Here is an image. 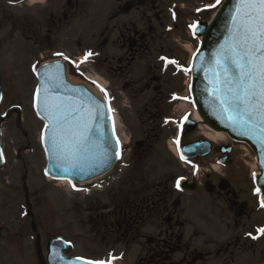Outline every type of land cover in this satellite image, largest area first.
Instances as JSON below:
<instances>
[{
	"label": "flooded vegetation",
	"instance_id": "obj_1",
	"mask_svg": "<svg viewBox=\"0 0 264 264\" xmlns=\"http://www.w3.org/2000/svg\"><path fill=\"white\" fill-rule=\"evenodd\" d=\"M23 3L38 7L24 19L38 53L68 57L73 75L107 92L120 160L107 178L104 212L91 222L107 254L122 246L117 255L123 262L132 252L133 264H264V235L257 233L264 209L251 172L237 164L238 146L209 140L193 117L192 55L223 0L214 8L206 6L215 0ZM194 23L201 27L195 37ZM204 140L211 151L187 159L184 146ZM153 156L169 161L159 175L157 163L149 171ZM192 167L209 171L191 179Z\"/></svg>",
	"mask_w": 264,
	"mask_h": 264
},
{
	"label": "rangeland",
	"instance_id": "obj_2",
	"mask_svg": "<svg viewBox=\"0 0 264 264\" xmlns=\"http://www.w3.org/2000/svg\"><path fill=\"white\" fill-rule=\"evenodd\" d=\"M20 2L0 0L3 92L0 120L9 114V120L2 126V150L6 162L0 170V264H39L35 248L37 235L44 258L47 241L60 236L72 243L66 255L99 261L108 257V252L100 244L101 235H93L91 222L104 212L102 206L107 203L106 191L84 198L83 194H71L64 186L56 187L45 177L41 146L44 122L33 109L37 85L35 72L41 59L33 47L34 41L28 39L30 33L24 21L25 14L38 7L24 6ZM43 56L45 60L50 59L48 51ZM17 118H20L21 129L15 124ZM239 146L243 149L234 153L237 164L240 168L245 167L247 176L252 171L257 173L254 155L245 145ZM152 159L149 171L157 163V156ZM168 162V159H159L155 165L157 175ZM122 249V246L111 247V255L115 256ZM133 258L130 252L127 259L119 264H133Z\"/></svg>",
	"mask_w": 264,
	"mask_h": 264
},
{
	"label": "snow or ice",
	"instance_id": "obj_3",
	"mask_svg": "<svg viewBox=\"0 0 264 264\" xmlns=\"http://www.w3.org/2000/svg\"><path fill=\"white\" fill-rule=\"evenodd\" d=\"M220 4L221 0H215V4L206 7L214 8ZM175 16L174 12V19ZM230 21L229 37L212 54L209 63V69L212 71V95L214 100L218 101L220 113L227 120L248 132L256 133L264 141V0H238L231 12ZM189 27L193 30L194 37L201 31L198 23ZM56 55L63 56V53ZM92 55L90 51L85 53L82 63ZM64 59L67 60L68 57L65 56ZM161 59H165L166 63H177L164 57ZM58 88L59 83L53 78L43 89V111L46 113L45 119L51 121L50 151L70 165L77 161L87 162L97 156L106 160L107 149L95 152L97 145L91 140V136L95 134L91 122L102 117L105 105L101 103L88 107L83 102L79 106L70 105L58 96L49 95L50 90ZM40 92L41 89L38 88L37 100ZM104 95L107 98L106 91ZM108 111L112 109L109 107ZM2 158L3 151L0 150V160ZM181 158L183 159V156ZM253 176L255 177V173ZM182 179L183 177L177 179V188H180ZM260 191L259 187L255 189L258 195ZM260 206L264 207V198L261 199ZM257 233L264 235V227L257 228ZM256 238L258 237H253ZM86 264L104 262L87 261Z\"/></svg>",
	"mask_w": 264,
	"mask_h": 264
},
{
	"label": "water",
	"instance_id": "obj_4",
	"mask_svg": "<svg viewBox=\"0 0 264 264\" xmlns=\"http://www.w3.org/2000/svg\"><path fill=\"white\" fill-rule=\"evenodd\" d=\"M237 3L238 0H228L213 25L205 33V39L200 49L199 58L194 71L193 95L199 112L208 126L216 131L226 132L231 138L243 141L253 149L261 172L258 183L264 194V141H262L256 133L248 132L237 125H233L220 113L218 101H215L212 95L213 85L210 83L212 71L209 69V63L212 54L229 37V29L231 28L230 15ZM53 78L59 83V88L50 90L49 95L58 96L67 101L70 105L74 104L79 106L82 102L88 107H94L96 104L101 103L105 105L102 109V117L91 122V126L95 130V134L91 136V140L97 145L95 152L99 153L103 149H107L108 158L106 160L97 156L94 159H89L87 162L77 161L74 165H70L64 159L58 158L56 154L50 151L51 145L49 143V137L52 134L51 121L45 119L46 113L43 111L42 102L44 99L43 89L51 83ZM38 79V88L41 89V92L39 100H37V96H35L34 108L38 116L45 121L46 126H48L44 131L42 140L46 154L47 174L54 179L67 180L71 183H81L97 178L110 171L118 159L119 147L114 136L108 105L103 97L92 87L71 79L67 74L66 67L59 62H51L40 67L38 70ZM0 97H2L1 81ZM1 102L2 99H0V105ZM3 122L4 121H1L0 123V150L1 125ZM196 146L198 145H191V150ZM2 166L3 158L0 160V169ZM37 248L40 264H45L40 254L39 239H37ZM68 249L69 246L64 244L62 239H50L48 242V264H86V262L81 260L65 258L62 251Z\"/></svg>",
	"mask_w": 264,
	"mask_h": 264
},
{
	"label": "bare ground",
	"instance_id": "obj_5",
	"mask_svg": "<svg viewBox=\"0 0 264 264\" xmlns=\"http://www.w3.org/2000/svg\"><path fill=\"white\" fill-rule=\"evenodd\" d=\"M37 2H42V0H31V3H37ZM195 118L197 121L199 122H203V119L201 118L200 114L198 113V111L196 110L195 113ZM203 131L205 133V136L211 140V141H216V142H220L224 140V135L222 133H219L215 130H212V128H209L208 126L204 125L203 127Z\"/></svg>",
	"mask_w": 264,
	"mask_h": 264
}]
</instances>
